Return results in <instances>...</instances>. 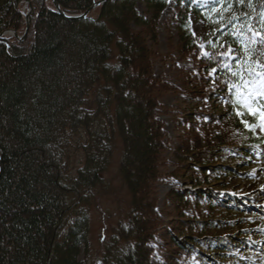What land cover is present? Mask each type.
Segmentation results:
<instances>
[{"label":"trees","instance_id":"trees-1","mask_svg":"<svg viewBox=\"0 0 264 264\" xmlns=\"http://www.w3.org/2000/svg\"><path fill=\"white\" fill-rule=\"evenodd\" d=\"M96 1L56 0L69 15ZM143 1L146 16L137 12V0H105L88 18L68 19L51 0H30L25 39L0 36V264H180L184 257L204 263L203 251L212 258L229 243L192 234L214 228L215 220L181 211L165 233L169 245L155 240L168 223L156 209V186L172 150L158 117L159 98L170 86L153 68L156 27L170 0ZM23 4L0 0V34L23 33ZM172 9L180 50L199 57L207 82L224 98L223 113L212 116L239 130L242 144H259L252 131L258 115L242 98L259 80L255 73L264 74V44L251 43L256 33L264 35V0H175ZM191 14L205 20L202 38L188 27ZM214 137L216 144L193 135L173 151L182 162H199L203 180L231 176L232 167L216 159L232 151L221 135ZM117 147L116 178L106 179ZM185 180L188 189L169 195L179 207L188 198L236 207L234 197L200 189L203 180ZM101 201L116 213L105 215L115 220L103 227L93 257L90 212Z\"/></svg>","mask_w":264,"mask_h":264},{"label":"rangeland","instance_id":"rangeland-1","mask_svg":"<svg viewBox=\"0 0 264 264\" xmlns=\"http://www.w3.org/2000/svg\"><path fill=\"white\" fill-rule=\"evenodd\" d=\"M174 4L175 0L168 1L156 27L157 59L154 62V74L170 86V90L162 92L159 98L158 117L163 124L164 141L172 152L166 155L165 171L156 186V209L162 221H168V223L163 225L167 228L162 227L156 233L155 240L158 246H162L163 243L169 245V238L165 233L172 229L170 226L175 225L177 213L181 211L185 218L215 220L214 228L205 230L199 233L200 235L198 231L192 234L198 237L210 236L220 241L225 238L229 243L225 245L226 248H215L212 258L205 256L207 253L203 251L204 263H199V260L194 257H184L180 258V264H215V262L217 264H264V243L261 240L264 235V140L261 144L244 145L242 141L245 138L239 130L232 129L220 118L212 116L223 113L226 106L224 98L217 95L218 91L214 83L207 82L210 76L205 74L198 65L199 57L180 50L175 14L172 9ZM24 6L25 3L22 9ZM136 9L139 14L146 16L148 7L143 0H137ZM204 21L202 17H196L193 14L189 16L188 27L197 37L204 36ZM201 47L202 53L205 54V43H202ZM259 90L261 85L257 83L249 90L248 95L250 91L258 95ZM209 116L215 120L210 121ZM254 131L264 139V115L254 126ZM193 135H196L199 141L202 138L204 143L211 141L212 144H216L215 135H221L226 140L227 149L232 152L230 154L227 152L223 159L217 158L216 163L231 166V176L218 175L215 176L216 178L208 176L207 180H203L204 175L196 166L199 162L193 165L189 161L182 162L176 157L174 153L176 149ZM178 152L181 153L182 150ZM119 156L120 150L117 147L105 176L106 179L116 178V164ZM79 157L78 154L76 158ZM210 158L206 159L210 160ZM212 158L214 159V156ZM188 176L197 177V180L201 182L203 180L199 186L200 189H207L221 199L226 194L234 197L237 201L236 207L227 206L226 202L232 203L228 200L208 207L204 199H200L197 204L191 198L187 199L188 203L185 206L179 207L169 198V195L172 189L180 191L188 189L191 186L185 180ZM113 184L118 185V182L115 181ZM121 195L124 196L123 192ZM113 213H116V208L107 201H101L100 206L93 208L90 212V248L93 257H96L103 227L115 220L114 215L109 219ZM105 215L110 216L106 218ZM177 236L178 240L183 237ZM201 248L204 249V247ZM153 256L156 259H162L161 248L156 246Z\"/></svg>","mask_w":264,"mask_h":264},{"label":"water","instance_id":"water-1","mask_svg":"<svg viewBox=\"0 0 264 264\" xmlns=\"http://www.w3.org/2000/svg\"><path fill=\"white\" fill-rule=\"evenodd\" d=\"M24 1H25V5H30V0H24ZM104 1L105 0L96 1L89 9H87L85 12H83L81 14L69 15V14L63 13L60 10L59 5L56 2V0H51L53 6L58 11V13L63 15L64 17H66L68 19H84V18H88L89 17V12L91 10L95 9L100 4H102ZM30 11H31V7L28 6V9H27L26 13H24L25 29H24L23 33L20 36H18V34H16L12 30H6L2 34H0V36H2L3 34H10V35L14 36L15 38H17L18 41L22 42L25 39V37L27 35V32H28V29H29V13H30ZM1 170H2V165H1V159H0V174H1Z\"/></svg>","mask_w":264,"mask_h":264},{"label":"snow or ice","instance_id":"snow-or-ice-1","mask_svg":"<svg viewBox=\"0 0 264 264\" xmlns=\"http://www.w3.org/2000/svg\"><path fill=\"white\" fill-rule=\"evenodd\" d=\"M241 2H243V0H241ZM261 16H264V13H261ZM257 41H259L261 44H264V35H262L261 33H256L251 41L252 44L257 43ZM251 74V73H250ZM233 75H235V73H233ZM255 76H259L261 77L260 81H256L253 80L252 83L253 84H257L259 83L261 85V90H259V94H254L253 92L250 91L249 95L251 97V100L249 101V105H251V102H256L257 104H260L261 101H264V74H262L261 72H256ZM245 84L248 83L247 80L244 81Z\"/></svg>","mask_w":264,"mask_h":264},{"label":"bare ground","instance_id":"bare-ground-1","mask_svg":"<svg viewBox=\"0 0 264 264\" xmlns=\"http://www.w3.org/2000/svg\"><path fill=\"white\" fill-rule=\"evenodd\" d=\"M9 30H11V29H9ZM12 31H14V30H12ZM16 34H18L16 31H14ZM10 35V34H9ZM12 36V35H11ZM18 36H20V35H18ZM14 37V36H13ZM264 195V194H263ZM261 240L263 241V243H264V235H263V237L261 238ZM263 255V254H262ZM256 260V259H255ZM258 260V259H257Z\"/></svg>","mask_w":264,"mask_h":264}]
</instances>
